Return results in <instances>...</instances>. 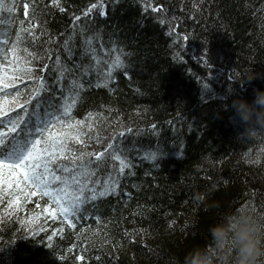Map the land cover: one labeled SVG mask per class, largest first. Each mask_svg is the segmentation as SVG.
<instances>
[{
	"label": "trees",
	"instance_id": "1",
	"mask_svg": "<svg viewBox=\"0 0 264 264\" xmlns=\"http://www.w3.org/2000/svg\"><path fill=\"white\" fill-rule=\"evenodd\" d=\"M94 3L14 0V12L0 14V39L10 41L0 48L19 32L18 55H34L46 90L27 107L41 118L64 103L72 80L83 84L71 118H98L73 150L111 143L130 167L120 174L107 155L85 157L95 173L89 188L118 186L84 204L75 228L53 219L55 205L40 196L21 197L9 215L15 189L0 183V264H183L194 248L211 246L209 228L240 205L264 213V133L242 135L233 107L264 90V0H151L161 12L145 11L146 0H103L104 15H84ZM31 24L34 35L21 31ZM89 38L94 53L86 54ZM117 54L125 67L98 87ZM33 87L18 84L28 93L21 102Z\"/></svg>",
	"mask_w": 264,
	"mask_h": 264
},
{
	"label": "snow or ice",
	"instance_id": "2",
	"mask_svg": "<svg viewBox=\"0 0 264 264\" xmlns=\"http://www.w3.org/2000/svg\"><path fill=\"white\" fill-rule=\"evenodd\" d=\"M52 2L59 6V0H52ZM146 2L145 11L148 8L152 12L163 11L161 6H153L151 0H146ZM28 7L27 3L23 4L26 18ZM14 9V0H12V6H9V0H0V14L13 13ZM94 9H98L100 14L104 15L103 0L92 4L84 15L90 14ZM60 10L63 11L62 8ZM79 19L80 17H75V20ZM23 23L24 21H20L21 25ZM2 24L3 20H0V25ZM35 27V24H31L30 28L22 27L21 31L34 35L32 29ZM2 35L4 33L0 32V36ZM178 38L183 39V37ZM20 39V34L17 32L16 40L12 42L11 48L6 50L0 48V52L4 53L3 59L0 60V183L10 188L14 187L15 190L9 195L15 196L17 201L15 207L12 202H9L11 212L8 214L11 215L21 206L18 203L21 197L27 202L33 196H40L47 198L49 204L55 205L50 211L45 209L53 219H60L61 223L75 228L74 221L80 218L84 204L95 200L97 195L104 196L114 193L118 186V182L114 180L111 185L99 193L94 188H89V177L95 173L85 168L90 163L85 157H94L96 161H101L107 155L110 159L119 162L118 172L120 174L130 167V162L126 157L122 158L119 150L110 151L114 148L111 143L101 152L80 151L77 154L73 150V144H85L83 137L87 133L84 132V128L91 129L92 121L98 118L89 113L87 124L85 121L72 120L71 111L78 102L80 91L83 89V84L76 80L70 82V95L65 98L63 104L56 108L55 112H46L45 118H41L35 109L29 112L27 105H30L46 88L43 76L35 74L31 66L32 60L28 59V57L35 59L34 55L27 49H23L25 56L18 55L20 50L17 44ZM9 43L7 38L0 39V45H9ZM85 43L89 46L86 54L94 53V49L91 48V38ZM65 47H67V42H65ZM8 52L12 53L13 59H8ZM92 58L95 60L94 55ZM57 63H59V58H57ZM105 63H107V78L104 84H98V87L107 86V81L112 78L113 72L125 67L119 54L115 55L110 62ZM44 68L46 69L47 65ZM64 71L70 70H62L61 77ZM26 79L32 81L35 87L30 89V98L23 99L21 102V98L28 93L21 91L18 84L25 83ZM35 108H39V104L35 105ZM145 159L155 160L156 154H146ZM17 192L19 196L16 195ZM52 238L51 235L48 237L49 240Z\"/></svg>",
	"mask_w": 264,
	"mask_h": 264
},
{
	"label": "clouds",
	"instance_id": "3",
	"mask_svg": "<svg viewBox=\"0 0 264 264\" xmlns=\"http://www.w3.org/2000/svg\"><path fill=\"white\" fill-rule=\"evenodd\" d=\"M254 91L251 103L233 101L235 117L244 125L242 135L249 139L264 133V90ZM209 234L211 246L194 248L183 264H264V213L242 204L211 226Z\"/></svg>",
	"mask_w": 264,
	"mask_h": 264
}]
</instances>
